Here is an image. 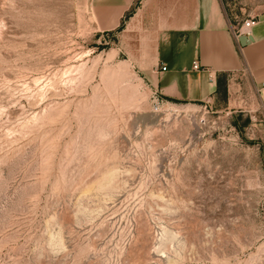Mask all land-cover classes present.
Listing matches in <instances>:
<instances>
[{"label":"rangeland","instance_id":"rangeland-1","mask_svg":"<svg viewBox=\"0 0 264 264\" xmlns=\"http://www.w3.org/2000/svg\"><path fill=\"white\" fill-rule=\"evenodd\" d=\"M104 2L0 0V264H264L258 95L156 106Z\"/></svg>","mask_w":264,"mask_h":264},{"label":"crops","instance_id":"crops-1","mask_svg":"<svg viewBox=\"0 0 264 264\" xmlns=\"http://www.w3.org/2000/svg\"><path fill=\"white\" fill-rule=\"evenodd\" d=\"M103 1L97 11L101 38L112 33L117 47L127 49L126 61L148 85L153 103L189 109L208 100L222 113L232 90L249 89L238 99L251 103L255 91L257 108L264 110V15H254L253 41L241 47L232 34L231 0ZM195 61L203 70L192 69Z\"/></svg>","mask_w":264,"mask_h":264},{"label":"built area","instance_id":"built-area-1","mask_svg":"<svg viewBox=\"0 0 264 264\" xmlns=\"http://www.w3.org/2000/svg\"><path fill=\"white\" fill-rule=\"evenodd\" d=\"M252 0H231V7L235 10L233 13V19H234V26L232 27V34L235 39V41L238 43V38L240 36H246L251 37L252 36V30L254 26L258 22V18L254 15H251L250 12H248V7L251 4ZM192 69L195 71H201L203 70L202 67H200L198 62H194L192 65ZM166 68L163 66L162 71H165ZM261 89H264V82L261 85ZM156 106L161 105V101L156 99L154 102ZM200 115H199V121L202 123H205L209 121L210 115H213L215 112L213 111L214 106L210 101H206L202 103L200 106ZM264 113V110H263Z\"/></svg>","mask_w":264,"mask_h":264},{"label":"water","instance_id":"water-1","mask_svg":"<svg viewBox=\"0 0 264 264\" xmlns=\"http://www.w3.org/2000/svg\"><path fill=\"white\" fill-rule=\"evenodd\" d=\"M253 41L252 37L240 36L238 38V43L241 47L249 45Z\"/></svg>","mask_w":264,"mask_h":264}]
</instances>
